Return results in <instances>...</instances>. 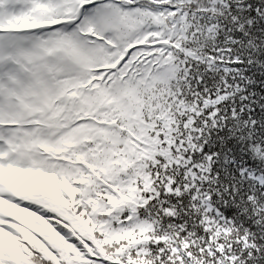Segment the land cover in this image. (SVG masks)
I'll use <instances>...</instances> for the list:
<instances>
[{
	"label": "snow or ice",
	"instance_id": "snow-or-ice-1",
	"mask_svg": "<svg viewBox=\"0 0 264 264\" xmlns=\"http://www.w3.org/2000/svg\"><path fill=\"white\" fill-rule=\"evenodd\" d=\"M0 264H264V0H0Z\"/></svg>",
	"mask_w": 264,
	"mask_h": 264
}]
</instances>
